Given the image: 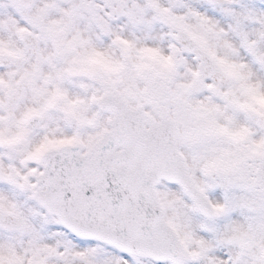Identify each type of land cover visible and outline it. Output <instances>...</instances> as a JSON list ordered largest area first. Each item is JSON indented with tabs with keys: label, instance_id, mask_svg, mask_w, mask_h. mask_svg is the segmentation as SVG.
<instances>
[{
	"label": "snow or ice",
	"instance_id": "6c2138e0",
	"mask_svg": "<svg viewBox=\"0 0 264 264\" xmlns=\"http://www.w3.org/2000/svg\"><path fill=\"white\" fill-rule=\"evenodd\" d=\"M0 264H264V0H0Z\"/></svg>",
	"mask_w": 264,
	"mask_h": 264
}]
</instances>
